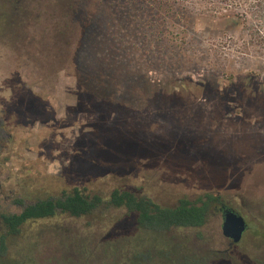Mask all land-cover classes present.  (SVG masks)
Instances as JSON below:
<instances>
[{
    "label": "rangeland",
    "instance_id": "rangeland-1",
    "mask_svg": "<svg viewBox=\"0 0 264 264\" xmlns=\"http://www.w3.org/2000/svg\"><path fill=\"white\" fill-rule=\"evenodd\" d=\"M72 187L218 200L162 233L123 210L30 223L0 264H264V0H0V214Z\"/></svg>",
    "mask_w": 264,
    "mask_h": 264
},
{
    "label": "trees",
    "instance_id": "trees-1",
    "mask_svg": "<svg viewBox=\"0 0 264 264\" xmlns=\"http://www.w3.org/2000/svg\"><path fill=\"white\" fill-rule=\"evenodd\" d=\"M217 200L206 196L197 205L181 199L175 206L161 207L148 197L136 195L129 190L113 189L101 195L72 187L57 197L36 199L33 202H25L24 199L14 201L22 209L17 214H0L4 230L0 240H4V236L18 235L21 228L30 223L60 217L79 219L94 214L104 215L110 210H123L134 218L138 227L159 233L179 228H200L207 222L209 206Z\"/></svg>",
    "mask_w": 264,
    "mask_h": 264
},
{
    "label": "water",
    "instance_id": "water-1",
    "mask_svg": "<svg viewBox=\"0 0 264 264\" xmlns=\"http://www.w3.org/2000/svg\"><path fill=\"white\" fill-rule=\"evenodd\" d=\"M246 230L244 218L234 211L226 210L223 213V223L221 226L222 236L229 239L233 244L240 242Z\"/></svg>",
    "mask_w": 264,
    "mask_h": 264
},
{
    "label": "flooded vegetation",
    "instance_id": "flooded-vegetation-1",
    "mask_svg": "<svg viewBox=\"0 0 264 264\" xmlns=\"http://www.w3.org/2000/svg\"><path fill=\"white\" fill-rule=\"evenodd\" d=\"M225 211H226V210H225V209H223V211H222V212L224 213Z\"/></svg>",
    "mask_w": 264,
    "mask_h": 264
}]
</instances>
